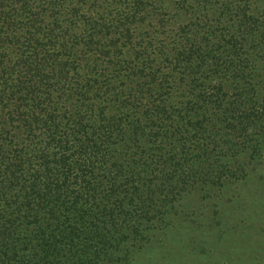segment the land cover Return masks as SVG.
I'll return each mask as SVG.
<instances>
[{"label": "trees", "instance_id": "16d2710c", "mask_svg": "<svg viewBox=\"0 0 264 264\" xmlns=\"http://www.w3.org/2000/svg\"><path fill=\"white\" fill-rule=\"evenodd\" d=\"M254 182L264 0H0V264H264Z\"/></svg>", "mask_w": 264, "mask_h": 264}, {"label": "rangeland", "instance_id": "374dc122", "mask_svg": "<svg viewBox=\"0 0 264 264\" xmlns=\"http://www.w3.org/2000/svg\"><path fill=\"white\" fill-rule=\"evenodd\" d=\"M256 183V182H254ZM261 189L260 186L257 185L255 186V190L253 189V191H245V195L246 194H250L253 196H248L246 195L244 197V201L242 204V208H247V210L249 209L251 212L254 213V220H253V227L254 230L256 231V234H253L251 231L249 232V235L245 234V236L247 237V240L249 243H253L255 244L257 242V239L259 238L260 240L263 239L262 234H260V232L262 230L259 229V222H258V212L262 211V209H260L259 207H263L264 208V195L263 193H260ZM233 197V195L231 196ZM225 198V197H223ZM205 205L203 209L204 213H207L208 211V204L207 203H203ZM230 204V202H229ZM234 211L237 212V209L234 207ZM250 211H248L249 213H251ZM237 214H235L231 207H225V217L223 218V222L222 224L223 227H221L224 231V233H231L228 230H231L230 228L234 226V224H236L238 222V217H236ZM264 219V217H263ZM255 223V226H254ZM238 228L234 227V232L235 231H239V226H237ZM262 236V237H261ZM176 238V237H175ZM174 237L172 238L173 240H168L166 242V244L164 246H156L154 245V249L150 250L147 254V260L145 259L146 257L144 256L140 258H138L137 260L133 261L132 264H161L162 259L160 257H165L169 258V259H173L172 261L175 264H200V260L196 257H194L193 255H191L190 253V249H187L188 244H182L183 240L185 237L183 238H179V239H175ZM244 238V235L242 236V234L240 233L239 236L235 239V241H237V246L235 247L236 250H238L237 254L241 256V261L240 264H248L252 258V254H250V256L247 258L245 257V252L243 250V248L245 249L246 245L244 243L241 242V240ZM228 244V243H227ZM236 244V242H235ZM170 250V253H167ZM234 251V250H231ZM190 252V253H189ZM235 253V251H234ZM177 255H180L179 259H175ZM221 256V255H219ZM209 260V259H208ZM206 260V262L208 261ZM236 260V257H235ZM166 264H172V262L170 260H167ZM236 262V261H235ZM221 262H219L220 264ZM202 264V263H201Z\"/></svg>", "mask_w": 264, "mask_h": 264}]
</instances>
